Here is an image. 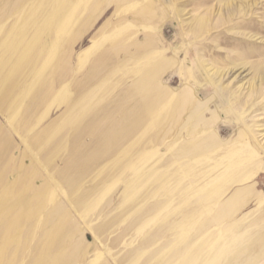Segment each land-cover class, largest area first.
<instances>
[{
	"label": "rangeland",
	"instance_id": "rangeland-1",
	"mask_svg": "<svg viewBox=\"0 0 264 264\" xmlns=\"http://www.w3.org/2000/svg\"><path fill=\"white\" fill-rule=\"evenodd\" d=\"M94 1L0 0V264H264V0Z\"/></svg>",
	"mask_w": 264,
	"mask_h": 264
},
{
	"label": "crops",
	"instance_id": "crops-1",
	"mask_svg": "<svg viewBox=\"0 0 264 264\" xmlns=\"http://www.w3.org/2000/svg\"><path fill=\"white\" fill-rule=\"evenodd\" d=\"M96 2H97V0H95L93 2V4H95ZM20 76L21 75H20V72L19 71H16L14 73H11L10 76L9 75L7 76V79L5 80V83L2 86L3 88H2V90L0 92L2 94V97L1 98H2V101L3 102H5V100H7V95H6L7 93H6V91H9L10 89H12L11 87L14 86L17 83V81L19 80ZM13 91L14 90H12V92ZM0 141H1V139H0Z\"/></svg>",
	"mask_w": 264,
	"mask_h": 264
},
{
	"label": "bare ground",
	"instance_id": "bare-ground-1",
	"mask_svg": "<svg viewBox=\"0 0 264 264\" xmlns=\"http://www.w3.org/2000/svg\"><path fill=\"white\" fill-rule=\"evenodd\" d=\"M48 197V196H47ZM45 199V198H44ZM48 199V198H47ZM16 201V200H15ZM15 201H13V202H15ZM13 204H15V203H10L9 205L11 206V205H13ZM42 204V203H41ZM39 205V204H38ZM48 205V204H47ZM43 206V205H42ZM40 207V206H39ZM36 212V211H35ZM39 212V211H38ZM53 212V211H52ZM60 214V213H59ZM50 217V216H49ZM58 217V216H57ZM52 219V218H51ZM36 220V219H35ZM54 220V219H53ZM56 220V219H55ZM31 221V220H30ZM36 222V221H35ZM47 222V221H46ZM46 222H43L42 223V226H44L45 227V225H46ZM33 223V222H32ZM37 223V222H36ZM53 224V223H52ZM38 225V224H37ZM37 225H35V226H37ZM56 225H57V223H56ZM33 226V225H32ZM41 226V227H42ZM65 227V226H64ZM66 228V227H65ZM31 229H33V228H31ZM41 229V228H40ZM69 230V229H68ZM35 231V230H34ZM24 235V234H23ZM72 244V243H71ZM43 248V247H42Z\"/></svg>",
	"mask_w": 264,
	"mask_h": 264
}]
</instances>
